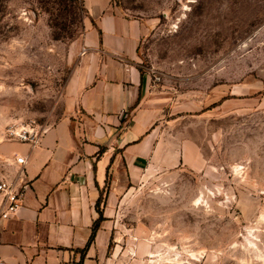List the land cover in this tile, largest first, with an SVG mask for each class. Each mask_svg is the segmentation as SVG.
<instances>
[{
    "label": "rangeland",
    "instance_id": "obj_1",
    "mask_svg": "<svg viewBox=\"0 0 264 264\" xmlns=\"http://www.w3.org/2000/svg\"><path fill=\"white\" fill-rule=\"evenodd\" d=\"M68 1L0 0V180L16 173L17 132L62 114L88 16L59 15ZM112 1L149 21L141 68L196 163L111 197L106 264H264V0ZM57 15L66 28L51 25Z\"/></svg>",
    "mask_w": 264,
    "mask_h": 264
},
{
    "label": "crops",
    "instance_id": "obj_2",
    "mask_svg": "<svg viewBox=\"0 0 264 264\" xmlns=\"http://www.w3.org/2000/svg\"><path fill=\"white\" fill-rule=\"evenodd\" d=\"M84 5L88 16L71 40L76 60L62 114L35 145H9L15 170V156L26 157L29 187L17 210L0 216V264H106L111 197L143 173L196 163L186 139L169 132L164 93L141 68L149 21L112 0Z\"/></svg>",
    "mask_w": 264,
    "mask_h": 264
},
{
    "label": "built area",
    "instance_id": "obj_3",
    "mask_svg": "<svg viewBox=\"0 0 264 264\" xmlns=\"http://www.w3.org/2000/svg\"><path fill=\"white\" fill-rule=\"evenodd\" d=\"M44 129L41 131H28L25 129L18 131L17 134L21 140L35 145L39 141ZM25 159L26 157L23 154L16 155L15 161L19 166L17 167L15 175L9 180H0V194L2 196L0 216L2 217H6L17 210L23 201L25 191L29 187V180L24 177L23 173ZM26 264H30V262Z\"/></svg>",
    "mask_w": 264,
    "mask_h": 264
},
{
    "label": "trees",
    "instance_id": "obj_4",
    "mask_svg": "<svg viewBox=\"0 0 264 264\" xmlns=\"http://www.w3.org/2000/svg\"><path fill=\"white\" fill-rule=\"evenodd\" d=\"M74 7H78L81 11H86V8H85V5H84V0H79V2L77 0H70L67 3L63 4L59 8V10H58L59 11V15L61 13L67 14L69 12H72ZM51 25H53V26L57 25V26H60L61 28H66L67 27V23L66 22L59 21L58 15L56 17H53V22L51 21ZM99 201H100V197L98 198L96 205L99 204ZM96 226H97L96 224L93 226L92 233L90 234L88 241H90L93 238Z\"/></svg>",
    "mask_w": 264,
    "mask_h": 264
}]
</instances>
